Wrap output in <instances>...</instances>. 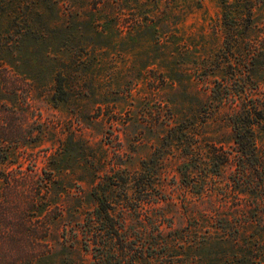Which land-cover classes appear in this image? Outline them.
<instances>
[{
  "label": "rangeland",
  "instance_id": "rangeland-1",
  "mask_svg": "<svg viewBox=\"0 0 264 264\" xmlns=\"http://www.w3.org/2000/svg\"><path fill=\"white\" fill-rule=\"evenodd\" d=\"M111 4L0 0L5 263L264 264V0Z\"/></svg>",
  "mask_w": 264,
  "mask_h": 264
},
{
  "label": "trees",
  "instance_id": "trees-1",
  "mask_svg": "<svg viewBox=\"0 0 264 264\" xmlns=\"http://www.w3.org/2000/svg\"><path fill=\"white\" fill-rule=\"evenodd\" d=\"M106 2H107V5H108V7H110V9L112 8L113 9V5L111 4V1H113V0H105ZM248 6V5H247ZM247 132H249V131H247ZM249 136H250V134H249ZM236 138H237V140H241V138H243V136L242 135H240L239 133H237V135H236ZM246 138H248V137H246ZM239 145H241L240 147H241V152H242V154L243 155H245L244 157H246V159H245V161H246V163H249L250 161H251V156H252V149H251V144H250V142L248 141V139H246V141L245 142H241V141H239V143H238ZM3 161L2 160H0V163H2ZM7 218V216H6V214L5 213H3V212H1L0 211V239L2 240V241H4L3 240V235H4V231H3V229H2V227H1V223L2 222H4L5 221V219ZM24 224H25V222L24 223H22V231H23V235L24 236H26L28 239H29V236H30V234L28 233V234H26V231L24 230ZM13 234V233H12ZM2 241H1V243H2ZM1 243H0V246H2L1 245ZM3 245H4V243H3ZM28 246L30 247V245L28 244ZM21 247V246H20ZM2 248H3V246H2ZM1 249V248H0ZM26 249H27V247L25 248V247H22V254H24L25 253V251H26ZM1 251V250H0ZM25 256H26V259L28 258V256H30V251H28V252H26L25 254H24ZM5 256H6V254H4V257L3 256H1V253H0V264H6L5 262ZM32 257H34L33 255H31ZM4 258V259H3ZM25 258V257H24ZM30 264V263H29Z\"/></svg>",
  "mask_w": 264,
  "mask_h": 264
}]
</instances>
